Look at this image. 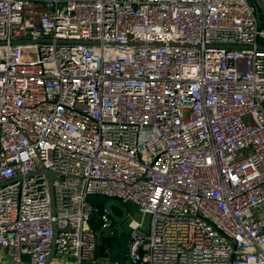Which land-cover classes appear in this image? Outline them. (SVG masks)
I'll return each mask as SVG.
<instances>
[{"label":"built area","instance_id":"2783aa9c","mask_svg":"<svg viewBox=\"0 0 264 264\" xmlns=\"http://www.w3.org/2000/svg\"><path fill=\"white\" fill-rule=\"evenodd\" d=\"M261 14L0 0V264H111L99 230L114 222L91 194L150 217L123 233L128 264H264Z\"/></svg>","mask_w":264,"mask_h":264},{"label":"water","instance_id":"95a60500","mask_svg":"<svg viewBox=\"0 0 264 264\" xmlns=\"http://www.w3.org/2000/svg\"><path fill=\"white\" fill-rule=\"evenodd\" d=\"M256 4L258 5L263 17H264V0H255ZM91 44V43H88ZM229 49H242L243 47L240 46H229L226 47ZM38 173H44L48 177L49 182V193H50V199H51V206L53 209V173L50 172L48 169H45L44 167L40 168L38 170ZM86 204L92 207L96 208H103L104 211L110 216V218L114 222L113 230L116 231L118 235V243L115 248V254L108 257V255L104 252V244L100 243L95 251V259L97 257L106 258L108 257L110 262L116 263V264H122L125 260L126 253H127V244L130 241V238L127 235H123V230L120 228L121 221L127 216L128 213L134 212L137 209V206L133 204L132 202H122L118 199H109L104 195L100 194H91L86 196L85 198ZM115 210H118L121 215H118ZM95 220L99 221V216L97 214H94L92 216L91 221L94 222ZM100 233L102 234L103 239H110L112 238L111 235V228H101ZM56 227L53 225V238H52V244H51V251H50V257L53 256L56 246ZM91 264H98V263H91Z\"/></svg>","mask_w":264,"mask_h":264},{"label":"rangeland","instance_id":"374dc122","mask_svg":"<svg viewBox=\"0 0 264 264\" xmlns=\"http://www.w3.org/2000/svg\"><path fill=\"white\" fill-rule=\"evenodd\" d=\"M261 19L263 20L262 22H264V17H263L262 14H261ZM115 212L118 215H121V213L118 210H115ZM133 219L134 220H137V221H142L143 222L144 229L145 230H148V228H149V222H150V217L149 216L143 217L141 215V213L136 209L134 212L128 213L127 216L119 224L120 225V228L123 230V233H127V234L130 233L128 224ZM107 243L109 245L116 246L117 243H118V235H116L115 237H112L111 239H109L107 241ZM122 264H128L127 259H125V261Z\"/></svg>","mask_w":264,"mask_h":264},{"label":"crops","instance_id":"0c3cea01","mask_svg":"<svg viewBox=\"0 0 264 264\" xmlns=\"http://www.w3.org/2000/svg\"><path fill=\"white\" fill-rule=\"evenodd\" d=\"M103 239V238H102ZM100 241H102V240H100Z\"/></svg>","mask_w":264,"mask_h":264},{"label":"trees","instance_id":"16d2710c","mask_svg":"<svg viewBox=\"0 0 264 264\" xmlns=\"http://www.w3.org/2000/svg\"><path fill=\"white\" fill-rule=\"evenodd\" d=\"M252 1H254V0H252Z\"/></svg>","mask_w":264,"mask_h":264}]
</instances>
